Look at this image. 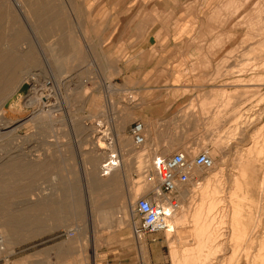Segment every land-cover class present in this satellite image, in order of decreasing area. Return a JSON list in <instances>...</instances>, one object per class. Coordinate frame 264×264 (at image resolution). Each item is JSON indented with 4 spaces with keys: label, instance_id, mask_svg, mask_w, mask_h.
I'll use <instances>...</instances> for the list:
<instances>
[{
    "label": "rangeland",
    "instance_id": "374dc122",
    "mask_svg": "<svg viewBox=\"0 0 264 264\" xmlns=\"http://www.w3.org/2000/svg\"><path fill=\"white\" fill-rule=\"evenodd\" d=\"M142 19L164 27L156 46L185 52L164 55L165 67L181 72L184 85L166 87L174 103L152 126L154 147L166 148V157L207 151L213 167L222 168L209 183L194 174L182 185L189 194L177 197L187 211L197 208L201 194H207L201 198L207 208L210 195L218 197L213 209L223 222L215 225L224 237L198 264H264L245 259L247 248L249 257L264 258L258 255L264 251V49L254 44L255 51L249 50L252 40L243 42L264 37V0H0V231L9 264H94L92 249L98 253L95 264L121 252L144 264H172L163 232L134 230L131 201L153 198L159 186L151 174L150 143L138 157L143 147L135 149L127 131L121 165L110 179L85 178L86 167L105 158L95 152V141L106 142L101 133L87 131L110 132L108 124H97V76L109 66V53L116 49L122 58L136 45L129 27ZM255 72L262 80L255 77L253 89V81L245 80ZM31 76L41 98L26 80ZM237 80H243L238 89L230 85ZM112 99L116 115L125 117L127 96L113 92ZM45 103L42 113L26 121ZM238 163L247 171L237 169ZM233 191L235 209L229 205ZM123 202L130 211L120 208ZM190 216L183 224L194 223ZM232 230L235 237L228 235ZM183 234L178 231L177 240Z\"/></svg>",
    "mask_w": 264,
    "mask_h": 264
},
{
    "label": "crops",
    "instance_id": "0c3cea01",
    "mask_svg": "<svg viewBox=\"0 0 264 264\" xmlns=\"http://www.w3.org/2000/svg\"><path fill=\"white\" fill-rule=\"evenodd\" d=\"M129 29H131L129 37L138 39L136 45L127 47V51L124 52L125 56L122 58L117 55L116 49L109 53L107 61L109 66L101 70L102 72L100 71L97 76L101 87V110L96 115V118L101 121L97 124L101 127L108 124L110 132H107V129H90L87 131L89 133H111L112 143L109 145V150L117 155L115 158V160L118 158L116 166L121 165L120 155L123 148L119 139L126 138L124 135L129 126L137 120L145 125V129L148 128L146 129V138L149 136L148 140L151 139L148 146L150 152L152 154L159 152L162 154V158L166 157L163 146L154 147V130L151 128L155 123L165 119L167 111L173 106V98L166 92V87L184 85V78H180L182 73L176 75V71L167 69L164 63L165 54L182 55L185 54L183 48L181 46H156L157 36L164 32V27L157 22L150 25L148 21L142 19L141 24H132ZM93 62L96 63V60L93 59ZM113 92L125 94L128 98L125 101V126L122 129H118L117 125L120 116L116 115L114 106H111L113 104ZM130 98L131 100H129ZM117 142L119 143L117 144ZM95 143L98 145L97 141ZM109 150H103L99 154L105 157L104 160H100L103 157L98 159L101 164L107 159ZM149 262V264H163L162 260L150 259ZM101 264H144V262L143 259L133 253L121 252L112 257L106 255Z\"/></svg>",
    "mask_w": 264,
    "mask_h": 264
},
{
    "label": "bare ground",
    "instance_id": "6f19581e",
    "mask_svg": "<svg viewBox=\"0 0 264 264\" xmlns=\"http://www.w3.org/2000/svg\"><path fill=\"white\" fill-rule=\"evenodd\" d=\"M221 3V2H220ZM240 3V2H238ZM245 4V3H244ZM215 8V7H214ZM226 8V7H225ZM227 10V9H225ZM211 13V12H210ZM220 16V14H219ZM209 17V16H208ZM216 17V16H215ZM218 18V17H217ZM231 18V16H230ZM249 19V18H248ZM246 19V20H248ZM246 23V22H245ZM223 24V23H222ZM239 24V23H238ZM236 25V24H235ZM238 27V26H237ZM251 37H254V36H260V35H255V34H251L249 35ZM220 39H216V43H218ZM252 40L251 42H249V50L250 49H253L255 51V48H254V44H259L262 48L260 49L261 51L264 49V37L262 36L261 38H257V39H248V40H245L243 41L244 43L247 42V41H250ZM39 44V43H38ZM39 46V45H38ZM242 46V45H241ZM248 46V45H247ZM264 55V54H263ZM261 65L262 62H261ZM264 67V65H263ZM262 68V67H260ZM253 70H256V68H252ZM262 70V69H261ZM253 74V73H252ZM242 77V76H241ZM256 79L259 81V80H262V78H259L260 75L259 73L255 72V76H253L251 79H247L245 81H248V80H252L253 82H250V87L252 86L253 89L254 87H256V83L254 82V80ZM31 80L32 82V90L36 89V86L38 85L37 81H35V78L33 76L31 77H26V80ZM228 80H231V79H228ZM237 81H240V82H236V83H231L230 85H234V86H237V89H238V86L240 85H243V83H241L243 80H237ZM22 82V81H21ZM18 83L16 88L19 87V85L21 84ZM37 83V84H36ZM225 84V83H223ZM245 84V83H244ZM222 85V84H221ZM248 85V84H247ZM224 86V85H223ZM222 86V87H223ZM247 86V88L249 87ZM229 87V86H228ZM239 87V88H240ZM244 87V86H243ZM242 87V89H243ZM219 88V87H218ZM224 88V87H223ZM232 88V87H231ZM229 88V89H231ZM234 88V87H233ZM245 88V87H244ZM45 89V88H44ZM48 91V90H47ZM226 91V90H225ZM225 91H222L225 92ZM32 93V92H31ZM36 93H37V96H38V91L36 89ZM231 93V92H230ZM234 93V92H232ZM33 96H31L30 100L32 99ZM36 97V96H35ZM40 97V96H38ZM47 97V96H46ZM41 98V97H40ZM229 99V98H228ZM32 101V100H31ZM35 101V100H33ZM47 103H45L44 105H39L37 110H35L34 112H32L33 114H31V116L26 119L27 120H32L35 116L39 115L40 113H42L43 111V107L46 105ZM203 106V105H202ZM198 110V109H197ZM185 112H188V111H185ZM188 114V113H186ZM182 116H186L185 114H183ZM188 116V115H187ZM191 116H196V114H191ZM42 117V116H41ZM125 117L121 118L117 125H118V129H122L125 125ZM182 118H185V117H182ZM212 120V119H211ZM25 122V121H24ZM15 123V120H13L12 122V125ZM15 126V125H14ZM18 126L16 125L15 127H11L10 126V129H8L7 133L10 134V133H13L15 131V129L17 128ZM151 128V127H150ZM261 128V127H260ZM148 129V128H146ZM146 129H145V125H144V142L142 145H140L139 147H143L142 150H140V154L138 157H143L146 153V145H148V143L151 142V139L148 140V137L146 138ZM2 130V129H1ZM152 130V128H151ZM150 130V131H151ZM5 133V132H4ZM109 133L107 132H102L101 133V136L100 138L102 137H105L103 138L106 142L103 143V142H100V144H96V150L95 152L97 153V155L101 154L103 150L107 151L109 150L110 147H108L109 145H111L112 143V138L108 136ZM153 136V135H152ZM260 136V135H259ZM118 137V136H117ZM121 137V136H120ZM146 138V139H145ZM110 139V140H109ZM131 139V138H130ZM122 144L126 145V141L125 139H119ZM258 140V139H257ZM115 141V140H114ZM133 146L135 147V149H139V147H137L133 141L131 140ZM254 142H257V141H254ZM119 142H117L118 144ZM121 144V145H122ZM120 145V146H121ZM150 145V144H149ZM123 146V145H122ZM94 148V147H93ZM166 149V148H165ZM226 149V148H225ZM119 150V149H118ZM133 150V149H132ZM167 150V149H166ZM237 150V149H236ZM144 151V152H143ZM224 151V150H223ZM135 152V151H134ZM158 152V151H157ZM165 152V151H163ZM112 153V154H115L113 152H111L109 150L108 152V155ZM137 151H136V155H137ZM155 157H158V158H162V154H160L158 152V154H155L154 158ZM212 157V156H211ZM148 158V157H147ZM153 158V159H154ZM240 158V157H239ZM213 159V157H212ZM242 159V158H241ZM128 160V159H127ZM153 161V160H152ZM240 161V159H239ZM241 162V161H240ZM243 163V162H242ZM241 163V164H242ZM239 164V163H238ZM237 166H235L237 169L239 170H242V171H247L242 165L240 166V164ZM247 165V164H246ZM100 168H101V161H98V163H95V165H91V166H87L86 169H85V178L88 179L89 176H95L97 175L98 177V181L99 182H104V181H107L108 179H110V177L115 173V167H113V169L109 172L108 175H103V174H99L100 172ZM153 168V166H152ZM154 170V168H153ZM200 170H203L204 172L200 174V172L197 170V168L194 169V173L195 175H201L200 178L205 181V183H209L210 180H213V178L215 179L217 177V175L222 171V168L221 167H218L215 166L210 169H200ZM210 171L212 170V172H206V171ZM83 171V170H82ZM202 172V171H201ZM151 174H153L157 180H158V177H157V174L155 172V170L152 172L151 171ZM238 174V173H237ZM240 174V172H239ZM238 174V175H239ZM150 175V174H149ZM240 179V177H239ZM238 179V180H239ZM151 182L149 183V186L150 184H152V180L151 178L149 179ZM197 181V180H196ZM196 184H200V182L198 181V183ZM241 186H240V183H237L236 185V189H239ZM180 189V190H179ZM178 190H179V194L181 195L182 198L186 197V195L189 194L190 192V189L186 187H183L182 188V185H179L178 186ZM207 194H204V195H200V199H199V203L197 205V208H194L192 209V211H187L185 210V206L183 207V205L181 204V207H180V202H179V208L177 209V211H175L172 216L170 217V219H168V229L166 231H163L164 233V237H165V241L167 242V246L169 248V255H170V258L172 260V264H198V262L200 261L202 255H204L203 253H206L205 251H208L210 249H212L214 247V245L218 242H219V239H222V237H224V233L220 232L218 229H217V223L220 224L222 223V216L223 215H215L217 214V212L213 209L215 206L214 202H216L218 200V197L214 194L210 195V199H211V202L208 206V208L206 207V203L207 202H204L201 198H205ZM230 200L231 202L229 203V205L231 204L234 209L236 208L237 204H235V200H236V197L237 195L235 194V192L233 191V193L230 194ZM136 199H134L133 201H131V204L134 205V201ZM208 209H206V208ZM120 208L124 209L125 212H127V210H129V207H128V204L126 202H123L120 204ZM211 208V209H210ZM181 209V214H177V212ZM213 209V210H212ZM231 209V211L233 212L232 213V216H231V222H232V225L236 226L237 228V220L233 218V215L235 214V210ZM130 211V210H129ZM124 212V213H125ZM192 212V214H191ZM190 213V217H192V221L194 222L193 224L191 225H185L183 224L186 220V218L188 217ZM125 216V215H124ZM250 218H253L251 215H249ZM216 224V225H215ZM258 225V224H257ZM234 230V229H233ZM230 231L228 233L229 237H235L236 233L234 231ZM178 231H182V233H184L182 235L183 239L182 241L180 240H177V235H178ZM226 234V233H225ZM3 235V234H2ZM227 235V236H228ZM141 237V236H139ZM4 238V236H3ZM225 240V239H224ZM5 244H6V240H5ZM93 245V244H92ZM180 246H183V249L180 250ZM216 247V246H215ZM97 250V248H96ZM211 251V250H210ZM7 252V251H6ZM11 252V251H10ZM246 253V261H260V260H264V258H262L261 256L260 257H255L254 255L249 257L250 252L249 251V248L246 249L245 251ZM259 253V252H258ZM261 253H264V251L260 252L258 255H261ZM97 255L98 253L95 251V249H92V261L93 263L95 264V261L97 259ZM206 256V255H205ZM206 259V258H205ZM202 262V261H201ZM254 264V263H252Z\"/></svg>",
    "mask_w": 264,
    "mask_h": 264
},
{
    "label": "built area",
    "instance_id": "2783aa9c",
    "mask_svg": "<svg viewBox=\"0 0 264 264\" xmlns=\"http://www.w3.org/2000/svg\"><path fill=\"white\" fill-rule=\"evenodd\" d=\"M128 133L137 147L143 144L144 124L141 121H134ZM116 156L112 153L108 155L101 164V174L108 175L117 165ZM152 166L157 174L159 186L154 189L153 198L139 197L134 204V214L138 222L134 230L138 235L157 234L168 229V219L179 208L178 186L185 185L195 178V168H212L213 159L207 151L197 152L192 157L177 152L163 158L155 157ZM6 251L5 239L0 231V264H9L10 256L6 255Z\"/></svg>",
    "mask_w": 264,
    "mask_h": 264
}]
</instances>
